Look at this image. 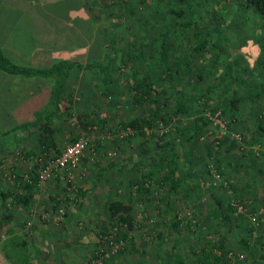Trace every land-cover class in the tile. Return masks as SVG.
Masks as SVG:
<instances>
[{"label":"rangeland","instance_id":"rangeland-1","mask_svg":"<svg viewBox=\"0 0 264 264\" xmlns=\"http://www.w3.org/2000/svg\"><path fill=\"white\" fill-rule=\"evenodd\" d=\"M82 1L83 11L91 20L71 21V26L79 28L84 40L89 42L88 51H83L81 59L83 62L100 60L107 51L115 56L109 70L113 84L106 93L99 94L95 89L103 84L100 70L76 68L80 76L71 75V84H67L62 103L64 113L51 121L57 151L43 152L38 133H24L12 139L9 147L0 148V186L22 193L25 175L35 178L45 162L78 136H86L90 141L89 149L74 169L58 171L40 186H35L28 209L12 206L9 221L1 211L0 228L5 230L6 238L0 242V250L5 253L4 244L15 237L19 244L25 240L19 251L22 255H30V263L154 264L158 262L155 249L164 208L170 204L178 214L189 211L195 222L179 226L182 231L167 228V235L187 238L194 244L196 253L206 241L233 232L235 225L242 228L251 225L245 215H241L243 222L234 223L216 218L213 211L217 206L211 192L221 198L223 216L227 213L234 221L240 217L225 208L227 205L232 208L233 201H240L257 212L260 219L264 214V134L256 129L259 124L264 127V67L261 64H264V55L259 54L257 43L264 48V18L238 4L243 0H195L194 5H181L179 0ZM76 2L61 0L45 6L61 17L71 10L78 19L82 13H78L80 7ZM168 8H184L183 15L175 21H190L191 28L186 32L192 34L196 26L208 43L206 53L194 57L186 54L191 63L189 67L181 63L184 47L189 46L179 39L182 37L180 29L167 30L174 23V16L166 12ZM54 31L61 35L55 42L61 41L68 47L81 39H77L70 28ZM163 32L168 34L165 62L158 53ZM257 60L259 62L254 63ZM145 72L152 75L158 91L162 86L167 89L166 93L161 91L160 96L155 95L168 97L160 114L171 116L167 123L159 122V126L146 129L143 139L135 131L127 135L125 123L147 112V105L134 109L132 98L133 84L141 80ZM78 82L82 84L79 90L73 85ZM254 95L255 99L250 100ZM231 97L238 100L231 103ZM181 98L195 116L207 120L197 142L191 140L185 130L193 121L189 114H172L173 101ZM217 112L222 127L214 125ZM158 135L177 140L171 152L179 161L181 171L189 168L190 179L202 178L203 188H195L193 195L182 194L186 183L180 184L179 194L172 195L170 201L164 196L166 184L160 193L153 192L149 201L134 191V181L140 182L141 176L149 172L155 171L157 178H161L158 177V160L170 156L169 151L158 152ZM217 139L223 143L216 142ZM225 161L233 164L226 170L233 185L230 188L215 181L209 173L211 166H223ZM249 173L256 176L254 183L249 182L255 193L250 186L248 191L244 189V177ZM115 194L130 204L133 228L119 224L106 211V202ZM259 221L257 236L247 235L252 243L258 239L264 241V220ZM230 246L227 253L231 251L237 255L243 250H236L233 240ZM7 250L11 251L10 247ZM101 251V256H95ZM125 252L127 254H123ZM245 252L247 259L244 262L235 260L233 264L249 263ZM190 257L183 264H196V256Z\"/></svg>","mask_w":264,"mask_h":264},{"label":"crops","instance_id":"crops-1","mask_svg":"<svg viewBox=\"0 0 264 264\" xmlns=\"http://www.w3.org/2000/svg\"><path fill=\"white\" fill-rule=\"evenodd\" d=\"M59 1L61 0H55L53 2L52 0H0V48L12 62L30 67H48L63 59H71L83 64H86L90 61L83 62L81 59L83 55L82 53L83 51L87 50L86 48L88 47L89 42L84 40L83 32H81L79 28L76 26H71V21L80 20V23H82L83 21L91 20V16L86 17L85 11H83L84 8L82 6V0H76V3H78L80 7L77 11L78 13H82L78 19L77 15L71 10L65 12L66 16L63 17L47 10L45 5ZM86 18L87 20H85ZM56 28H70L71 32H74V35L77 39L81 38L79 43L74 44V46L71 45L70 47L62 44L61 41L56 43L57 41L55 42V40L57 38L59 39V36H61L60 34L55 33L56 31L54 30H56ZM76 68L78 70L84 69L77 66H74L71 69L70 76L65 81V89L55 117H60L64 113L62 109V103L65 100V95L67 93V84H71V75L76 74V76H80V74L77 73L78 70ZM89 81L90 80H88V82ZM52 85V78H44L41 76L28 77L21 74H8L0 70V148L9 147L11 145L10 143L12 139H16L18 136L24 135V133H31L34 128L31 127V129L28 128L25 131L22 129L23 131L20 132L18 136L16 135V137H8L3 135V133H13L14 131H18L19 127L23 123L34 121L38 112L50 114L51 110H53V107L50 105ZM73 85L75 88H78V90L82 87L81 82ZM95 91L101 94L98 88L95 89ZM167 98V96L163 98L159 97L160 100H166ZM173 103L175 108L174 111H176L178 108L177 106L181 108V110H178L177 114L181 112H187L192 119L195 117L193 112H191L188 108L187 103H184L183 98L175 99ZM133 105L135 104L133 103ZM165 105H162V107ZM136 106L137 105H135L133 108H138ZM174 111H172V114L175 116L177 114H174ZM186 131H188V129ZM34 133L38 132L35 131ZM171 140L172 144L168 150V155L170 157H162L160 160H158V174H160L158 177L164 176V171L170 168H176L174 188H172L170 181H165L167 189H165L166 191L164 196L165 199L168 198L166 201H170L172 195H176V193L179 194V191L181 190V188H179L180 184L183 185L186 183V189L182 194L188 195H193L194 189L197 186L203 187L202 178L198 176H194L195 178L191 179L189 178V168H183L184 171H181L179 161L173 155V152H171L173 145L177 140ZM231 145H233L232 142L230 143V147ZM168 151H160L158 148V152L160 154L161 152L166 153ZM182 161H185L183 157ZM232 165V162L225 161L223 167L225 170H228L229 166ZM244 178V182H246V184L244 183V189L248 191V187L250 186L252 193H255V191H253L254 187L249 184V182L254 183L256 180L254 173H249V175L245 176ZM3 189L6 188L0 186V191ZM169 205L170 204L165 205V214H163L164 219L161 220V230L158 231V242L155 249L158 254V262L154 261V264H183L191 259L190 255L194 254V244L190 243L187 238L179 235H167V228H171L174 232L176 231L170 222L171 220H169L172 215L169 212L173 211ZM1 211L4 213L0 196V214L2 215ZM3 215L6 217L5 214ZM260 217L264 220V214H261ZM232 226L233 225H231L230 228H232ZM233 233L235 236L234 239H232ZM225 236L227 237V249L231 248V246H228L230 243H232V240L233 246L236 247V250L242 249L241 240L244 238V230L242 227H240V225H235L233 227V232H226ZM247 253H249V263L247 264L262 263L264 252L261 251L259 243H253L251 247L247 249ZM123 254L127 253L125 252ZM118 256L115 258L119 259ZM196 257H194L196 264H207L205 262H201L199 259L197 260ZM20 260H22V262H17L16 259L10 260L6 254L0 250V264H37L34 262L30 263L32 258L28 254H24ZM60 264H68V262H60Z\"/></svg>","mask_w":264,"mask_h":264},{"label":"trees","instance_id":"trees-1","mask_svg":"<svg viewBox=\"0 0 264 264\" xmlns=\"http://www.w3.org/2000/svg\"><path fill=\"white\" fill-rule=\"evenodd\" d=\"M195 0H179L178 3L181 5H194ZM239 5H242L244 7H247L254 11L257 15L264 18V0H243L238 1ZM166 12L172 15L174 18V23L172 24V27L167 28V30H171V28L175 27L177 29H180L182 33V37H179L180 40H182V43L186 41L188 47H184L186 50H184V53H182L181 57L183 65H188V60L186 58V54L190 57L198 56L201 54L206 53L207 50V41L203 38L202 35H200V32L196 30V26L194 27L195 30L192 32V34H189L186 32L188 28H191V22H178L175 21V18L179 19L181 15H183L184 8H176V9H166ZM167 32H163L160 34V41L158 44V53L160 55V58H162V62H165V56L167 53V42H166V36ZM184 35V36H183ZM201 36L198 40L197 37ZM98 40V39H97ZM157 41V40H156ZM101 44L100 42H98ZM97 43V44H98ZM257 45L259 46V54L264 55V48L260 46V43ZM178 54V53H177ZM242 55V54H241ZM260 55V56H261ZM243 56V55H242ZM115 57V56H114ZM114 57L107 51L104 53L103 59L100 60H90L88 63L83 64L75 60L71 59H63L59 62L52 64L48 67H30V66H24L19 65L14 62H12L2 51L0 48V70L8 73V74H21L24 76H41L44 78H52L53 79V85L51 89V95H50V105L53 107V110H51L49 113H42L38 112L36 114V117L34 121L23 123L18 131H14L13 135H10L11 133L6 132L3 133L5 136H13L16 137L20 132H22L24 129L27 130L28 128L31 129L33 127L34 129L31 131V133H34L35 131L38 132V142L41 146V149L43 152H48L50 150L57 151V145L53 137V129L51 127V121L57 114L58 108L60 106V100L62 98V94L65 89V81L67 78H69L71 69L74 66L84 68V69H92V68H98L103 76V84L98 87V90L101 94L106 93L110 87L112 86V79L109 75L110 67L112 66V62L114 60ZM248 62V61H247ZM259 62V60L254 61ZM214 64H216V60H214ZM264 67V64L261 63ZM186 67V69L188 68ZM201 79V76H198ZM152 75L149 72H145L141 80L133 84V90H132V98L133 103L137 106L142 107L143 105H147V112L142 116H135L131 119H129L125 126L132 129V131L137 132L142 136L143 139L146 137V129L150 128L152 129L153 126H159V122L161 124L167 123V121L170 119V116L161 115V108L162 105L166 104V100H160L159 97H156V93L158 96H160L161 91L162 94L167 92V89L165 86H162L161 89L158 91L156 89L154 82L152 80ZM256 95L252 96V98H249L250 100H254ZM237 101L238 99H234L231 97V103L234 101ZM245 100V99H244ZM151 105V106H149ZM176 111H174V114H177L178 110H181L179 106ZM226 106L224 107V111H226ZM261 118V116H260ZM259 120V119H258ZM207 120L202 116H195L193 118V121L189 124V126L186 128L189 132V138L191 140H194L197 142L199 140V137L201 136V131L203 128L207 125ZM250 123H248V126ZM256 128V127H255ZM257 132L264 134V127L259 124L258 128L256 129ZM181 132V131H180ZM4 136V137H5ZM218 143L222 144L223 141L220 139H217ZM222 142V143H221ZM172 144V140L170 137H166L163 139L162 135H158V148L160 151H168L170 149V146ZM222 176H224L226 179H228V176L226 175V170L222 165H218L216 168ZM208 171V170H207ZM175 172L176 168H170L166 171H164V176H162L160 179L157 178L155 175V171L149 172L143 176H141L140 182L133 183L134 185V191L143 194V198L146 200H151L153 192L160 193V190L165 185V181H170L172 184V188H174V182H175ZM22 193H16L9 189H3L0 191L1 196V204L4 210V214L6 215L7 221L11 220L12 214H11V206L18 205L22 206L23 208H27L30 206L32 202L33 193L35 190V186L31 185L27 182H22ZM229 187H233L232 184H229ZM196 188H200V186H197ZM203 188V187H202ZM232 192L236 196L238 195L237 190L235 188H232ZM211 196L216 204V209L213 211V214L216 218H223L226 221L230 223L234 222H243V216H240L238 218H235L236 220L229 216V214L226 213L224 215V207L221 198H218V196L214 195L211 192ZM168 199V198H167ZM106 211L109 213V216L114 218L119 224L126 226L128 229L133 228L134 225V217L131 213V206L128 202H126L122 197L119 196V194H115L114 198H112L110 201L106 202L105 204ZM226 211H232L233 209L230 206H226ZM255 208L253 207V210ZM170 219L171 224L173 225L174 230L177 231V229H180L179 226H181V220L177 217L178 213L173 211ZM260 220V219H259ZM244 238L241 240L242 242V249L246 250L251 247L253 243H250V240L247 238V235H250L253 226L248 224L244 225ZM181 230V229H180ZM101 231V230H100ZM182 231V230H181ZM102 232L105 233V228H102ZM179 232V230H178ZM260 236V235H259ZM126 238V236H124ZM227 237L224 235H220L217 239L213 241H206L205 245L201 247V249L194 253L197 257L196 259L200 260L201 262H205L207 264H229L226 259V253H227V247H226V241ZM256 243H259L261 251L264 252V241L261 239H258ZM25 244V240L22 239L20 244L15 240V237L9 238L7 242L4 244L3 248L5 250L6 256L10 259H16L17 262H20V258L23 256L19 248ZM10 247L11 251H8L7 248ZM249 254V253H248ZM264 254V253H263ZM249 256V255H248ZM25 258V256H24ZM247 259V258H246ZM247 261V260H246ZM247 264V262L245 263ZM264 264V256L262 263Z\"/></svg>","mask_w":264,"mask_h":264},{"label":"built area","instance_id":"built-area-1","mask_svg":"<svg viewBox=\"0 0 264 264\" xmlns=\"http://www.w3.org/2000/svg\"><path fill=\"white\" fill-rule=\"evenodd\" d=\"M218 115H219L218 112L214 115L213 122L214 125L218 124L219 126L222 127L223 123L218 118ZM131 132L132 129L126 127V134L128 135ZM89 147H90V141L88 137L83 135L78 136L72 142L66 144L65 147L58 154H56V156H54L53 159H51L48 162H45L43 167L39 170V172L36 173L35 178L25 175L22 178V181L27 182L34 186H40L45 181H47L52 175L57 174L58 171L69 172L80 163L81 159L85 156V152L89 149ZM209 173L211 174L212 178L215 181H219L221 184L224 185L225 188H230L229 187L230 180L222 176L220 172L216 169V167L211 166ZM231 205L235 216L245 215L249 217L251 225L253 226V230L251 233L254 237H256L257 228L260 225L257 212H253L251 209H248L240 201H233ZM177 217L182 221L181 225L192 224L193 222H195L191 213L186 210L183 213H179ZM5 238H6V232L2 228H0V242H2ZM250 243H252L251 240ZM101 255H102V251L96 253L95 256H101ZM226 257L228 258L229 264H233L235 260L237 262H244V260L246 259V252L245 250H242V252H239L237 255H234L233 252L229 251L226 254Z\"/></svg>","mask_w":264,"mask_h":264}]
</instances>
